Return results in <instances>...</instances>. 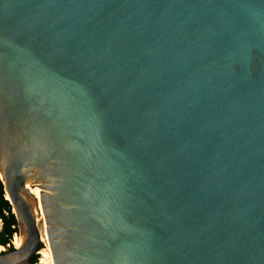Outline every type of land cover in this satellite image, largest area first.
Returning <instances> with one entry per match:
<instances>
[{"label": "water", "instance_id": "95a60500", "mask_svg": "<svg viewBox=\"0 0 264 264\" xmlns=\"http://www.w3.org/2000/svg\"><path fill=\"white\" fill-rule=\"evenodd\" d=\"M0 179V264H264V0H0Z\"/></svg>", "mask_w": 264, "mask_h": 264}, {"label": "trees", "instance_id": "16d2710c", "mask_svg": "<svg viewBox=\"0 0 264 264\" xmlns=\"http://www.w3.org/2000/svg\"><path fill=\"white\" fill-rule=\"evenodd\" d=\"M6 192L4 190L3 183L0 179V216L3 220L2 230L0 231V243H10L15 232L18 230V222L15 214L12 212V205L5 197ZM11 248H14L13 246ZM38 255L35 257L37 261Z\"/></svg>", "mask_w": 264, "mask_h": 264}, {"label": "bare ground", "instance_id": "6f19581e", "mask_svg": "<svg viewBox=\"0 0 264 264\" xmlns=\"http://www.w3.org/2000/svg\"><path fill=\"white\" fill-rule=\"evenodd\" d=\"M6 197L7 198L9 197L7 192H6ZM39 210H40V207H38L37 213H39ZM24 239H25V232L24 231H22L21 237L16 235L14 238L15 247H19L23 243ZM42 239H43V242L45 243V247L43 246L39 251L40 254L42 255V258L40 260V264H53L52 253H51V249H50V240H49L48 234L46 236H44ZM5 250H6V247L4 245L0 244V252L5 251Z\"/></svg>", "mask_w": 264, "mask_h": 264}, {"label": "rangeland", "instance_id": "374dc122", "mask_svg": "<svg viewBox=\"0 0 264 264\" xmlns=\"http://www.w3.org/2000/svg\"><path fill=\"white\" fill-rule=\"evenodd\" d=\"M2 225H3V220H2V218H1V216H0V231L2 230ZM17 227H18V225H17ZM21 233H22V230L18 227V230H17V232L14 233L11 242H10V243H7V245L5 246L6 249H8L9 247H12V246L14 247V246H15V245H14V238H15L16 235H18V236L21 237ZM9 245H10V246H9ZM43 246L45 247V243L43 244ZM37 255H38L37 262L40 263V260H41V258H42V255L40 254V252H39V254H37Z\"/></svg>", "mask_w": 264, "mask_h": 264}, {"label": "flooded vegetation", "instance_id": "af4514ba", "mask_svg": "<svg viewBox=\"0 0 264 264\" xmlns=\"http://www.w3.org/2000/svg\"><path fill=\"white\" fill-rule=\"evenodd\" d=\"M7 245V244H6Z\"/></svg>", "mask_w": 264, "mask_h": 264}]
</instances>
